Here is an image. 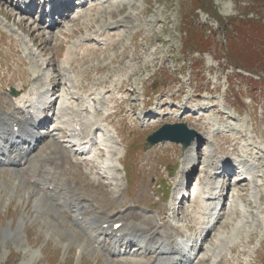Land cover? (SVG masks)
<instances>
[{
  "label": "rangeland",
  "instance_id": "obj_1",
  "mask_svg": "<svg viewBox=\"0 0 264 264\" xmlns=\"http://www.w3.org/2000/svg\"><path fill=\"white\" fill-rule=\"evenodd\" d=\"M120 2L112 0L96 5L91 2L76 19L67 18V22L54 30L42 25L44 31H36L42 26L34 18L22 20L13 0H0V110L8 106L6 100L19 104L17 90L22 88L31 94L36 90L38 99L42 100L46 89L52 88L48 84L43 86L42 82L48 76L56 78V68L65 74L64 78H74L69 82L59 77L58 96H62L57 97L55 109L49 113V123L42 130L43 134L50 132L52 137L39 145L33 156L39 158L57 147L65 148L69 172L58 174V183L64 187L62 192L68 182H73L84 187L90 201L98 206L97 210L115 215L134 207L154 216L163 228L168 219L174 226L173 238L192 237L190 244L196 246L194 229L201 224L194 210L198 209V198L203 194L206 176L212 168L207 163L216 156L238 158L237 152L242 153L246 146L257 156L247 162L248 173L264 174V75L256 79L261 87L252 90L247 89L250 82L246 81L251 79L236 80L242 75L238 76L236 69L228 71L227 68L233 64L264 72V49L259 45L255 47L252 43L245 47L247 51L242 54L248 59L245 62L232 58L242 50L234 48L233 52L232 40L242 34L249 35L243 26L245 22L264 23V0ZM101 26H115V29L103 30L100 42L83 44L74 65H67V48ZM30 50L43 63L41 70L36 71ZM223 56L226 59L218 60ZM74 81L81 91L71 87ZM233 85L236 89H232ZM63 89L88 100L86 120L96 124L91 134L95 144L89 154L76 152L69 138V126H63L64 130L55 129L66 118L57 119L53 113L60 116L62 107H73L80 101L73 104ZM197 93L210 103L213 114L210 111L200 119L174 118L180 112L172 110V105H197ZM235 94L241 101L234 100ZM249 95L257 96L250 98ZM177 98L180 100L176 101ZM190 99L193 100L189 102ZM163 100L166 111L159 108ZM156 107L158 116L154 118V114V120L148 121L152 114L145 116L146 111ZM221 110L235 118H219ZM170 122H186L205 134L209 130L202 144L189 152L195 156L199 150L203 155L191 170L192 164L186 165L184 181L181 171L186 150L171 142L150 148L146 143L151 132ZM225 122L229 125L225 133L228 136L217 134L224 129L220 125ZM110 138L119 149L118 158L115 156L120 173L118 183L107 172L106 147ZM100 148H104L102 153ZM88 161L99 165L95 168L97 173L91 171ZM38 163L35 161L31 168L36 169ZM177 163V176L169 177L165 165L173 169ZM235 163L238 165V161ZM47 170H52L50 165ZM250 179L244 183L234 181L231 189L226 188L211 201V207L219 202L224 204L225 215L203 249L193 248L194 264H264V175L255 181ZM181 182L189 184L191 198L186 200L185 213L175 215L173 211L179 204L174 199ZM168 186L170 198L165 200L163 191ZM53 188L54 185L50 190ZM168 206L170 209H166ZM87 232L99 236L101 246L92 242ZM115 250L128 249L126 244L116 247L111 238L99 234L91 224L81 225L63 214L16 167L0 166V264H119L118 259L125 255L117 257L113 254ZM149 257V254L143 256Z\"/></svg>",
  "mask_w": 264,
  "mask_h": 264
},
{
  "label": "bare ground",
  "instance_id": "obj_2",
  "mask_svg": "<svg viewBox=\"0 0 264 264\" xmlns=\"http://www.w3.org/2000/svg\"><path fill=\"white\" fill-rule=\"evenodd\" d=\"M120 3H122V0ZM58 4L60 3H56V6H58ZM71 6V1H68L65 2L64 5H59L57 9H54L56 11H60L62 8L66 7L68 9ZM28 15L29 14H25L22 20H28ZM78 15V13L74 14L73 18L76 19ZM21 26L23 27V24H21ZM23 28L26 29L25 27ZM114 29L115 26H101L99 29H96L93 32L87 34V36H85L84 38L76 40L73 45H70L67 48V54L65 57L67 64L70 63L71 66L74 65V59L76 58L78 49L82 47L83 44H87L88 42H100L103 39L102 36L104 34V31H110ZM39 30L44 31V28L37 27L36 31ZM34 43V45H38L36 42ZM39 48L43 52H45L41 46H39ZM30 54L31 58L33 59L36 71L41 70L43 63H41L38 59V54L33 50H30ZM56 70L58 72L56 78H51L48 76L46 77L45 81L42 82L43 86L46 84H48L50 87L52 86L50 90V95L48 96L46 101H44L43 104V106H48V111L55 109L57 97L62 96H58V93L60 92L59 87L61 85V83L59 82V77L64 78L65 74L60 72L57 68ZM71 78L72 77L64 79L71 82L74 80V78ZM70 85L71 87H76L78 84L74 81L73 83H70ZM49 89L46 90L49 91ZM77 90L81 91L78 88ZM20 91L21 89H18L17 93H19ZM62 92H64L68 96L69 101H71L72 103L81 99L75 98L73 91L70 92L69 90L67 91L63 89ZM35 94L36 92H34L33 94L20 92V95L18 97L20 100L19 105L15 104L12 100H6L8 106L0 110V138H3V144H0V154L3 156L2 159H4L0 160V164L8 162L12 166H16L17 169L25 173L28 176L29 180L33 181L36 186L41 187L44 193L49 196V200L54 203L56 208L61 210L63 214H66L67 216L76 219L79 223L85 225H88L89 223L97 225L101 233L111 234L115 240V243L119 242L121 238L136 239L139 241L146 240L148 242V244L150 245L149 249H146L142 252H128L129 255L132 254L134 257L119 258V264H176L179 258L186 257V254H182V252L177 248V240L173 238V235L171 234V230L174 228V226L172 225V223H169L167 218V226L166 228H163V226L156 221V218L154 216L144 211L135 209L134 207H130L126 211H120L118 213H115V215L109 214L106 211L97 210L98 206L90 201L91 199L85 192L84 187L79 184H74L73 182H68V187L64 191L65 193L62 192L64 190V187L60 183H58V181L60 180L58 174L60 172H69L68 167L65 165L68 161V155L66 154L65 148L57 147L50 153L39 158L34 157L32 154L33 151L30 149L31 142L36 141L38 144L37 146H39V144L45 142L47 138L52 137V135H50V132H48L44 136H40L41 132H36V130L32 127L33 124L37 123V121H39L41 118L40 116H38V111L39 108L42 107V104L39 105L38 101H36ZM165 105L166 103L163 100L162 107H165ZM88 107L89 105H87V101L85 99H82L73 107H62L59 112L61 115L57 116V118H66L65 121L63 120V124L61 122L57 124V129L64 130L63 126H69L70 138L76 141L77 146L82 149H85L91 142V132L96 126V124H91L90 122L85 120V118H87V113L89 112ZM209 108L210 107L206 103H201L194 113L199 114L201 112V114H203L202 112L208 111ZM153 111L154 110H151L150 112ZM184 114H186L185 111ZM221 114L226 115V118L234 119V116L229 113L222 112ZM15 126H19V136L15 135ZM30 140L31 142L29 143ZM116 145L117 144L113 142L108 146L109 158L107 159V172L110 178L114 182L117 181L118 183V181L120 180V173H118V168H116L115 166V156L116 158H118L119 149L117 150ZM190 150H192V148H190L187 153H189ZM102 152L103 148L100 149V153ZM245 152V154H242V159H245V156H250L251 158L257 157L251 147L248 148L249 155H247V150ZM201 155L202 153L198 152V155L195 158L194 156L187 154L185 162H192L194 160H198L199 162V158L201 157ZM216 160L217 164L221 163L223 164V166H225L226 164L225 169H223L224 173L229 174L235 170V167L231 166L225 161L222 162L218 157L216 158ZM35 161H38L39 163L36 165V169H32L31 166L34 164ZM49 165L52 168L51 171L47 170V167ZM90 166V169L93 173L96 172L95 168H99V165L95 163H90ZM184 169L185 167L183 168V170ZM243 169L245 170V173L248 172L247 166H244ZM182 173L184 174L185 170L182 171ZM263 175L264 174L261 172L252 176L251 179H254L255 181V178L258 180V178ZM242 181L245 182V180ZM53 185L55 186L53 190L48 189V187H51ZM12 187L15 186L13 185ZM216 188L217 187L213 186L211 180L209 179L204 189V193L208 195L216 194ZM222 188H224V185L222 186ZM207 199H209L208 196L199 199L202 202L198 203V209H195L197 214L196 217H198V219L202 223L200 234L202 235L206 233L200 249H203L205 243L210 239L211 235L213 234V231L216 230L225 215V212H222V208L218 220L212 228H209V226L201 218L207 213V210L209 209L207 206ZM166 209H170V206L166 207ZM185 209H187V206L184 203L177 215H179V213H185ZM117 223H121V226L114 229L113 227ZM194 230H196V228ZM87 234L89 235V238L95 243L100 242L98 236H95L94 233L87 232ZM171 245L172 252L170 254H160L156 251L153 252L152 250V248L154 247H156L157 249H162L165 246ZM148 254L150 255L149 258H143V256H146ZM137 255H140V257L142 258H136ZM185 264L194 263L190 261Z\"/></svg>",
  "mask_w": 264,
  "mask_h": 264
},
{
  "label": "trees",
  "instance_id": "obj_3",
  "mask_svg": "<svg viewBox=\"0 0 264 264\" xmlns=\"http://www.w3.org/2000/svg\"><path fill=\"white\" fill-rule=\"evenodd\" d=\"M234 22H237V20ZM234 22L231 21V27L233 26ZM243 26H246L245 28L249 30V35L247 36V34H242L241 36H238L237 38H234L232 40L233 52H234V48L237 49L242 48V50H240L239 52H235V54H238V56L237 57L232 56V58L235 61H241V62H245L246 60H248L247 58H245V56L242 55L245 54V52L247 51V48H245L246 46L250 47L251 44L253 43L255 47L256 46L258 47L259 45L261 48L264 49V23H258V21L256 22L252 20H247ZM232 33L233 32H231V34ZM250 37L252 39H250ZM248 40H250V45ZM263 66H264V62H263Z\"/></svg>",
  "mask_w": 264,
  "mask_h": 264
},
{
  "label": "water",
  "instance_id": "obj_4",
  "mask_svg": "<svg viewBox=\"0 0 264 264\" xmlns=\"http://www.w3.org/2000/svg\"><path fill=\"white\" fill-rule=\"evenodd\" d=\"M197 136L195 130L188 128L185 123L167 124L149 136L148 141L151 145L163 140L182 142L184 147H188L192 140Z\"/></svg>",
  "mask_w": 264,
  "mask_h": 264
}]
</instances>
